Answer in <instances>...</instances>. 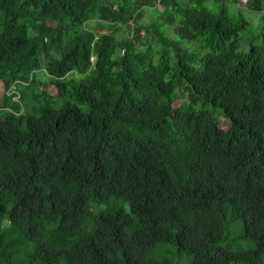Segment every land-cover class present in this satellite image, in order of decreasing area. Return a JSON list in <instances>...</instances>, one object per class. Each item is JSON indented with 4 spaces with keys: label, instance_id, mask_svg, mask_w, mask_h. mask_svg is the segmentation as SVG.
I'll return each mask as SVG.
<instances>
[{
    "label": "trees",
    "instance_id": "1",
    "mask_svg": "<svg viewBox=\"0 0 264 264\" xmlns=\"http://www.w3.org/2000/svg\"><path fill=\"white\" fill-rule=\"evenodd\" d=\"M247 3L243 51L249 21L217 0H0L19 94L0 108V264H174L157 245L264 264V0ZM228 219L252 247L221 244Z\"/></svg>",
    "mask_w": 264,
    "mask_h": 264
},
{
    "label": "rangeland",
    "instance_id": "2",
    "mask_svg": "<svg viewBox=\"0 0 264 264\" xmlns=\"http://www.w3.org/2000/svg\"><path fill=\"white\" fill-rule=\"evenodd\" d=\"M222 5L228 11L233 14L234 16H238L239 14H242L244 18H246L250 26L249 28L242 34V42H241V50L246 51L245 48L246 43L250 41L251 39H255V36L258 35L260 32V27L256 26V21H258L260 14L253 12L249 10L247 0H239L238 3L234 0H217V6ZM241 9L242 12L240 11ZM152 16L145 11L143 13L142 19L147 20L151 19ZM2 30V25L0 24V31ZM254 44H259L258 41H256ZM4 94L5 90L2 84L0 83V108L2 106V103L4 101ZM180 99L176 102L178 103ZM123 209L128 211L130 208L129 203L126 202L122 204ZM225 234L224 238L221 241V244L223 245H229L233 249H247L249 247H252L253 241L250 239H246L240 236L241 232L243 231L242 222L240 219L237 220H229L228 219V225L225 226ZM150 258H155L156 260H162L166 259L174 264H188L191 260V255L185 254V253H178L176 248L174 246L170 245H157L154 247L152 252L149 254Z\"/></svg>",
    "mask_w": 264,
    "mask_h": 264
},
{
    "label": "built area",
    "instance_id": "3",
    "mask_svg": "<svg viewBox=\"0 0 264 264\" xmlns=\"http://www.w3.org/2000/svg\"><path fill=\"white\" fill-rule=\"evenodd\" d=\"M17 88H16V83H14L13 85H11L7 91H5V93L8 95V96H12V99L14 101H18L19 99V94L17 93Z\"/></svg>",
    "mask_w": 264,
    "mask_h": 264
}]
</instances>
